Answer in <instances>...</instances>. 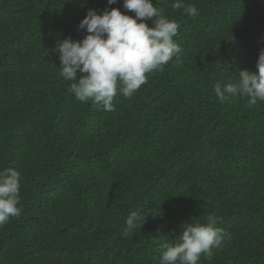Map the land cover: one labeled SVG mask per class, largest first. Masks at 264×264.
<instances>
[{
    "label": "trees",
    "instance_id": "1",
    "mask_svg": "<svg viewBox=\"0 0 264 264\" xmlns=\"http://www.w3.org/2000/svg\"><path fill=\"white\" fill-rule=\"evenodd\" d=\"M180 46L114 111L68 91L55 51L88 9L123 0H0V173L21 172L22 212L0 227V264H159L184 222L214 213L230 235L200 264H264V102L213 89L255 72L264 0H152ZM152 26V21H146ZM141 229L123 236L128 215Z\"/></svg>",
    "mask_w": 264,
    "mask_h": 264
},
{
    "label": "clouds",
    "instance_id": "2",
    "mask_svg": "<svg viewBox=\"0 0 264 264\" xmlns=\"http://www.w3.org/2000/svg\"><path fill=\"white\" fill-rule=\"evenodd\" d=\"M117 0H107L108 5ZM123 8L134 16L124 14L119 8H105L102 14L88 9L78 30L88 33L82 40L70 36L59 41L55 51L61 64L60 75L70 82L68 91L82 103L90 101L105 112L114 111V98L122 94L132 97L147 83V75L160 70L173 58H179L180 46L174 41L179 24L170 20L162 8L152 0H123ZM173 11L196 17L198 9L183 0L171 3ZM152 21L150 27L146 21ZM256 71L240 70L238 79L221 87L214 86L220 102L228 98H247L249 107L264 102V48L259 52ZM21 172L9 168L0 173V227L11 217L22 212L20 192ZM144 209L132 211L126 221L123 236L141 229L145 222ZM214 213L204 222H184L171 242L163 245L159 264H200L201 257L210 259L214 250L224 247L230 235L218 227Z\"/></svg>",
    "mask_w": 264,
    "mask_h": 264
}]
</instances>
